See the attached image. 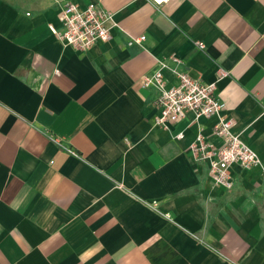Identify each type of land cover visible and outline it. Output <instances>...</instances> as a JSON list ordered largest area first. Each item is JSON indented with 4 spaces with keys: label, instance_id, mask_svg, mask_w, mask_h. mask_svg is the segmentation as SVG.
Segmentation results:
<instances>
[{
    "label": "crops",
    "instance_id": "crops-1",
    "mask_svg": "<svg viewBox=\"0 0 264 264\" xmlns=\"http://www.w3.org/2000/svg\"><path fill=\"white\" fill-rule=\"evenodd\" d=\"M66 1L112 11L111 39L64 45ZM173 56L264 166V0H0V264H264L261 168L217 186L189 148L216 117L154 122L139 79Z\"/></svg>",
    "mask_w": 264,
    "mask_h": 264
},
{
    "label": "built area",
    "instance_id": "built-area-1",
    "mask_svg": "<svg viewBox=\"0 0 264 264\" xmlns=\"http://www.w3.org/2000/svg\"><path fill=\"white\" fill-rule=\"evenodd\" d=\"M150 1L159 7L169 0ZM58 18L62 27L58 29L50 25L51 30L64 45L83 51L91 48L97 41L111 39L112 29L117 26L114 13L106 9L101 2H91L82 7L74 1H66L60 6ZM143 39L145 36L131 40L130 44L133 41L141 42ZM197 44L200 48L205 47L202 41ZM171 58L174 66L159 60V68L154 73L142 75L139 79L142 87H154L158 91L156 105L159 114L155 118V124L168 129L188 111H192L196 118L215 116L217 120L214 124V133L222 139V143L217 145L199 131L189 148L196 160L209 164L210 176L217 186L227 189L233 187L234 182L230 174V167L233 164H239L243 168L258 166L264 172L263 161L258 153L239 133L233 131V119L223 114L226 104L215 92L216 81L205 82L192 77L180 67L182 64L180 58L175 56ZM166 68L170 69L175 79L170 85L164 73ZM224 74L226 72L222 73ZM178 136L183 135L180 133ZM52 140L69 153L78 155L75 149L62 144L57 137H53Z\"/></svg>",
    "mask_w": 264,
    "mask_h": 264
}]
</instances>
